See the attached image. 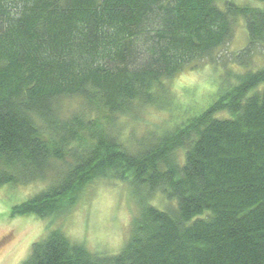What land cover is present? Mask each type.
Returning a JSON list of instances; mask_svg holds the SVG:
<instances>
[{"label":"trees","instance_id":"obj_1","mask_svg":"<svg viewBox=\"0 0 264 264\" xmlns=\"http://www.w3.org/2000/svg\"><path fill=\"white\" fill-rule=\"evenodd\" d=\"M258 2L0 0V186L45 183L12 217L50 221L21 264H264V67L248 68L264 55ZM242 20L248 43L226 60L247 68L236 82L128 141L125 119L172 107L174 77L227 64ZM102 179L138 187L116 255L55 224Z\"/></svg>","mask_w":264,"mask_h":264},{"label":"rangeland","instance_id":"obj_2","mask_svg":"<svg viewBox=\"0 0 264 264\" xmlns=\"http://www.w3.org/2000/svg\"><path fill=\"white\" fill-rule=\"evenodd\" d=\"M252 2L258 0H238ZM248 43V34L244 21L236 25L234 38L228 48L223 50L219 60L227 62L229 53L244 48ZM253 64L248 68L257 70L264 67V55L260 52L252 57ZM204 65V66H203ZM247 70L227 62L212 65L204 63L194 70L192 68L178 74L170 82L173 92L172 107L161 110L148 107L144 113L125 119L123 132L133 134V140L145 136L150 130L158 134L171 129L166 123L173 112L179 115L188 108L200 111L210 105L218 89L235 83L234 72ZM235 79V81H234ZM172 109H174L172 111ZM183 110V111H184ZM182 111V112H183ZM181 112V113H182ZM130 141L131 135L125 136ZM46 187L45 183H34L28 186H0V264H21L30 255L35 242L46 235L49 220H41L34 215L12 217L14 206L28 200ZM123 180L102 179L92 185L85 195L55 224L60 225L73 240L84 242L92 251L104 255L118 254L130 236L132 220L138 205V190ZM159 193L151 197L157 203ZM160 206L162 203H158ZM163 206V205H162Z\"/></svg>","mask_w":264,"mask_h":264}]
</instances>
